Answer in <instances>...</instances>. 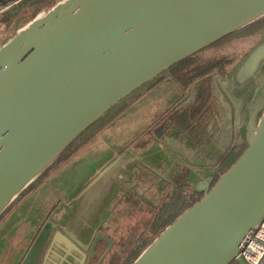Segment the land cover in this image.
<instances>
[{
    "label": "water",
    "instance_id": "obj_1",
    "mask_svg": "<svg viewBox=\"0 0 264 264\" xmlns=\"http://www.w3.org/2000/svg\"><path fill=\"white\" fill-rule=\"evenodd\" d=\"M263 16L264 0H62L19 29L0 47V215L126 99ZM212 86L220 109L234 110L246 148L212 186V177L196 185L202 198L132 264H246L240 244L264 216V38L227 77H213ZM182 131L175 124L163 135L172 156ZM129 154L136 168L150 170L141 156ZM120 160L97 173L76 207L93 192L106 194L102 199L111 193L115 184H104L108 177L117 180ZM57 228L49 250L57 248L68 263L78 261L75 252L83 264L89 244Z\"/></svg>",
    "mask_w": 264,
    "mask_h": 264
},
{
    "label": "rangeland",
    "instance_id": "obj_2",
    "mask_svg": "<svg viewBox=\"0 0 264 264\" xmlns=\"http://www.w3.org/2000/svg\"><path fill=\"white\" fill-rule=\"evenodd\" d=\"M60 1L62 0H21L11 5V7L7 6L0 9V47L11 39L19 29L27 25L35 17L45 14ZM243 37L245 36H238L213 48H209L200 53L199 59L202 61L212 60L213 62H218L220 60H235L228 68L229 74L255 45L263 40L264 31L257 37L245 39ZM228 74H225L223 77H227ZM167 89H169L168 85L162 86L156 93H165ZM141 91H143V89ZM131 99L132 96L126 99L122 105L105 115L98 123H95V125L89 128L80 139L72 143L61 160H56L52 163L46 169L47 171L45 170L46 174L42 175V177H38L37 181L33 183L36 184L41 180L40 184L35 187V192H33L30 197L26 198L27 200L24 203L26 206L24 209L28 210L29 206H34L35 212L37 210L36 213L39 214L38 222L35 221L32 223V225L38 224L34 232H37V230L39 231V221L43 220V216L48 211L49 207L52 205L57 207L59 203L57 200H60V203H62L61 206L68 204L72 209L73 205L78 201V198L74 197L67 203L66 200L69 195L79 191L82 187L85 188L90 181L102 171V168L106 167L108 163L112 161L115 155L118 154L113 161L118 158L124 159L122 157L128 155L129 151L138 154L137 150H141L147 145V139L151 135V133L148 134V132L153 128V122L161 115V111L157 108H152L149 114L144 118H135L136 115L131 116L128 114V111L126 113L125 110L118 113L121 108H125V103L129 104ZM171 102L172 101L167 102L166 100V102H163V105L166 103L168 106ZM131 140L133 143L128 144ZM130 145L133 146L129 147ZM123 149H125L126 152H124ZM151 150H153V152L158 151V153H155V157L163 158V154L158 148L153 146ZM121 151H123V153H119ZM145 158L143 159L145 160ZM136 165V163L133 164V170L136 169ZM160 166L161 164L158 165V168ZM129 172L131 176L135 178L136 182H140L139 186L136 184L130 185L131 177L129 182L122 181V179L111 180V178L108 177L104 184V187H109L110 182L115 184V189H112L113 191L109 194L110 197L107 198L105 204L109 205L112 199V201L116 199L117 202L115 207L118 206L117 210L121 213L120 216L117 217V221L111 223L112 225L109 229V233L112 239H115L116 245L108 257L110 258L115 254L118 264L125 259L139 237L150 236L149 224L158 207H160L165 200L163 194H157V191L155 193L152 191L148 192V188H152L151 190H153V188L159 186L160 182L157 178L163 176L162 174L157 172L155 177H149L138 169H136L135 172L131 170ZM122 184L133 189L136 194L135 197H132L123 192L121 200L118 202V198H115V195L118 196L119 193L117 192L119 189L125 188ZM142 188L147 190L144 191V193L142 191L139 192V189ZM36 191L38 192L36 193ZM81 191L82 189L79 192ZM105 193L107 192L105 191ZM96 195L97 197L91 198V202L95 203V207L106 194L104 195L98 192ZM141 198L145 199L151 206L146 204L144 202L145 200H141ZM151 202L153 203L151 204ZM103 205L104 203H102V206ZM21 212H23V210H18L15 214V216H18L16 224L8 227L6 223L0 225V264H38V259L27 261L26 258V260H23V255L29 247L27 242L22 244L24 240L18 239L16 243L18 246H11L8 244L9 241L13 243L14 240L12 239L14 236H12L10 240L9 237L14 231L16 232L17 228L23 223V219L19 218ZM93 214L94 213H92V216ZM14 218L15 217H11L10 219L13 220ZM22 225L25 226V224ZM5 232L6 234L3 235ZM18 249L19 252H21L20 254L16 252ZM108 257L101 264H107Z\"/></svg>",
    "mask_w": 264,
    "mask_h": 264
},
{
    "label": "crops",
    "instance_id": "obj_3",
    "mask_svg": "<svg viewBox=\"0 0 264 264\" xmlns=\"http://www.w3.org/2000/svg\"><path fill=\"white\" fill-rule=\"evenodd\" d=\"M207 83L209 84V82H207ZM211 84H212V81L210 82V85ZM167 85L169 86V89H167V91L165 93H162V94H159L156 92L153 93V91H152V92L147 93L145 95L144 90L139 92V93H136L135 95L132 96V99L130 100L129 104L125 103L124 104L125 108L124 107L121 108V110L118 113L125 110V112L127 113V111H128V114H130L131 116L136 115L135 118H144L145 116H147L149 114V111L152 108H157L159 111H161L160 112L161 115H159L157 117V120L155 122H153V124L158 125L159 117L163 115L162 112L164 110H166V108L168 107L166 105V103H165V105H163V102H166V100H167V102L173 100L175 98V95H176L175 94L176 89L174 88L173 84L168 83ZM210 85H209V88H211L210 89V93H211L210 96L212 98V101L210 103L211 112H212V119L204 127L203 143L196 145L193 141H189L193 137V135H191L190 130L187 128H185L186 131H182L176 137L177 147L174 149V152H173L175 154L177 153L176 155L172 156L171 154L168 153V149H166V148H169V146H168V144H166V142H164V139H163L164 136L162 137L161 142L160 141L158 142V146H160L161 144L163 145V146L161 145V149H159V150L162 152L163 157L165 158L163 160H165L167 164L166 165L161 164V166L159 167L160 169L157 172H159L160 174L163 175V176L159 175L160 180L167 185H170V183H171V181H167V178H168V180L169 179L172 180V178L175 177L174 176L175 174L177 175V174L183 173L184 174L183 177L185 179V184L189 185L192 190L197 192L195 190L196 185L200 181H202L203 179H207L210 177V173L212 171H214V166H212V165H214V163L218 164L219 159H221L222 155L231 146L233 137L234 136L236 137V135H237L240 138V140H242L244 142L243 130L238 131V129L236 128V125H235L236 123H235L234 110L232 109V111H230V114H231L230 115V114H227V112H225L224 109L223 110L220 109L219 102H217V100L215 99V98H217L218 95L215 93L214 87L212 85L211 86ZM197 87H198V85H196L194 87V90H196ZM247 95H248V92L244 91L243 102H245V100H247L246 99ZM170 127H168L167 130ZM175 132L176 131H174V133ZM134 138H135V136H134ZM132 140H134V139H132ZM130 142L128 144H130ZM146 144L147 145L143 149L137 150V153H138L137 155L140 154L141 158H145L147 156V154L153 152V150H151L152 145H150L149 142L148 143L146 142ZM154 147H156V145ZM156 153H158V151H156ZM168 155H169V157H172V159H174L176 161V163L174 165L179 167V169L169 168L170 162L168 160ZM178 157L183 158L186 163L178 162V160H179ZM122 158H124V159H121L120 161H121V163H123V165L121 164L117 167L116 172H115V176H116L117 180L122 179V181L123 180L128 181L129 178L131 177V173L129 171L133 167L132 160L130 159L131 156H130V154H128V155H124V157H122ZM155 158H158V157H155L152 155L149 158L146 157L144 161L147 164H149L150 166H152L153 163L155 162ZM192 161L203 163V166L199 167L196 164H193ZM136 169H138V168H136ZM138 170L140 172L144 173L146 169H142V170L138 169ZM194 172H198L199 176L197 175L198 173L194 174ZM125 189L127 190L128 188L125 187ZM33 192H35V191L31 190L23 198H21L0 221V225H2L3 223H6L7 227L14 225L17 223V220H18L17 219L18 216L17 215L15 216L16 212L18 210L19 211L23 210V212H21L19 214L20 215L19 218L23 219L22 224H25V226H23L21 224L20 227L17 228L16 232L14 231L15 234L13 232V234L9 237V240H10L12 238V236H14L12 239V240H14L13 243H12V241H9V243H8L11 246L12 245L18 246L16 244L17 240L22 239V240H24L22 244H24V242L25 243L27 242V244H29V247L27 248V250L25 251V253L23 255V260H26V258H27V261L36 260L38 258V256H37V251H36L35 246L37 245L38 237L44 236V238H46V241L48 238L51 239L53 237L54 233L56 231H58L57 227L59 225L62 226L75 239H77L79 242L83 243L84 245L89 243L90 239L94 236V234L96 233V231L98 229H100V231H103V228L105 229V224H106L105 221L107 222V219L105 218V215H107L105 199L109 195H107L104 200L100 199V202L97 203V205L95 207V203L91 202V198H95V197H97V195L92 194L88 197V199L86 201H84L78 207H76V205H73L72 209L69 205L68 206H65V205L61 206L62 203H60V201L57 200V202H59L58 203L59 206L57 208L54 207V205L50 206L48 211L43 216V220L39 221L40 222L39 223L40 228L43 225V228L41 229L42 234H41V231L38 232V230H37V232H34V230L36 229L38 224L32 225V223L35 221L38 222L39 214L36 213L37 210L35 212L34 206H29L28 210L24 209L26 206L24 204L27 200L26 198L30 197ZM37 192L38 191H36V193ZM102 203H104L103 206H102ZM75 208H77V209H75ZM92 213H94L93 216H92ZM11 217H15V218L13 220H11L10 219ZM104 219H106V220H104ZM50 225H53L54 227L51 226V229H50L49 228ZM105 232L107 233V231H105ZM5 234H6V232L3 233V235H5ZM50 242H51V240H49V246H50ZM19 249L16 251L17 254L21 253V252H19ZM51 249H53L54 252H56L57 254L59 253L61 257H63V258L65 257V255L62 252H60L59 250H57V248L51 247ZM59 254H58V257H59ZM73 255L75 256L74 253H73ZM55 259H57V258H55ZM55 263H56V261L53 262L52 264H55Z\"/></svg>",
    "mask_w": 264,
    "mask_h": 264
},
{
    "label": "flooded vegetation",
    "instance_id": "obj_4",
    "mask_svg": "<svg viewBox=\"0 0 264 264\" xmlns=\"http://www.w3.org/2000/svg\"><path fill=\"white\" fill-rule=\"evenodd\" d=\"M213 77H219L220 79L225 78V77L219 76L218 74L215 75V74L211 73L210 75L194 82L191 86L187 87L183 83H181L180 81L177 82L176 79L174 78V76L172 75V73L171 74L168 73L167 75H163V76L159 77L158 79H155L150 84H147L143 88H141L139 90V92L143 89L145 91V95L147 93L152 92V91H153V93L156 92V90L160 89L162 86L167 85L168 83L173 84L174 88L176 89L175 98L173 100H171L172 102L168 105L166 110H164L162 112L163 115L159 117L158 125L153 124L152 125L153 128L148 132V134L151 133V135L148 137L147 143L149 142V144L152 145V147L156 145V147L158 149H161V147L158 146V142L159 141L161 142L163 135L167 132V128L170 126L172 127L175 124L181 125L183 128H187L190 130L191 135H193V137L192 138L190 137L191 139L189 141H193L196 145L203 143L204 127L212 119V112H211V105H210L212 98L210 96V94H211L210 89L211 88H209V85H210V82L212 81ZM207 82H209V84ZM196 85H198V87L196 90H194V87ZM151 138H153V139H151ZM240 145H245V144L242 140H240V138L237 135H236V137L234 136L232 139L231 146L222 155L221 159H219L218 168H219V166L222 165V161H224L225 158L229 157L232 154V152L237 147H239ZM132 146L133 145H130L129 147H132ZM123 151L126 152L125 149H123ZM123 151H121L119 153H123ZM154 152L156 153V151H154ZM117 155H115V157ZM115 157L112 159V161L115 159ZM146 157L149 158L150 153L147 154ZM112 161H110V163ZM153 164H155V163H153ZM133 168L134 167L131 168V171L135 172L136 169L133 170ZM217 170L218 169L215 168L214 171H212L211 173L209 172L210 177H212L211 186L213 185L214 180L218 175ZM157 171H158V169H155V168L153 169L151 167L150 170H145L144 173L147 174L149 177H155L157 175ZM197 173L198 172H194V174H197ZM197 175L199 176V173ZM157 179L160 182L159 186L153 188V190H151L152 188H148V192L152 191L153 193H155L157 191V194H163V196L169 197L172 194V191L177 188L178 184H183V185H186L185 186L186 191H188L189 193H193L191 191V187L189 185H187L185 183H180L181 180L174 181V178H172L170 185H167L164 182H162L160 180V178H157ZM203 180H205V179H203ZM126 182H129V180ZM131 184L132 185L137 184L135 178L132 176H131L130 185ZM81 189L83 190L84 188L82 187ZM81 189H79V191ZM113 190H114V187H113ZM113 190H111V192ZM146 190H145V188L144 189L142 188V189H139V192L142 191L144 193V191H146ZM79 191L69 195L66 202L69 203L70 200H72L74 197H77L82 192V191L81 192H79ZM123 192L127 193V195L132 196V197H135V194H136L135 191L133 189H130V188H128L127 190L125 188L119 189L117 192V193H119L118 196L115 195V198H118V202L121 200ZM76 193H78V194H76ZM109 197H110V195L107 198H109ZM111 197H114V196H111ZM107 198L105 199V201H107ZM112 200L110 201L109 205H106L107 215H105V218L107 219V222L105 221V223H106L105 229L103 228V231H100V229H98L96 231V233L94 234V236L90 239V241L88 243L89 244L88 250L83 251V253L85 254V257H84L85 260H84L83 264H101L110 255L112 249L116 245V241H115V239H112L111 234L109 233L110 232L109 229L111 228V225H112L111 224L112 216L115 215L114 219L112 220V223H113L114 221H117V217L120 216L121 213L117 210L118 206L115 207V204L117 202L116 199H115V201H112ZM141 200H145V199L141 198ZM144 202L146 204H148L149 206H151L148 202H146V200ZM152 203L153 202H151V204ZM58 206L59 205H57V207ZM65 206H68V204H66ZM129 210H131V209H129ZM106 219H104V220H106ZM51 226L54 227L53 225H50V227H49L50 229H51ZM42 228H43V225L39 229V231H41V234H42V230H41ZM105 231H107V233ZM49 240H51V239L48 238L46 241V238H44V236H40L37 239L38 242H37V245L35 247H36V251L38 254V258H37L38 264H52L55 261H56L55 264H67L68 260H70L68 257L63 258L60 256L59 253H58L59 254V257H58V254L56 252H54L53 249L49 250V247H50L49 246ZM73 253L75 254V257L77 258L78 261L75 260V262H69L68 264H80L82 256L75 253V252H73ZM55 258H57V259H55ZM108 259H109V257H108Z\"/></svg>",
    "mask_w": 264,
    "mask_h": 264
},
{
    "label": "trees",
    "instance_id": "obj_5",
    "mask_svg": "<svg viewBox=\"0 0 264 264\" xmlns=\"http://www.w3.org/2000/svg\"><path fill=\"white\" fill-rule=\"evenodd\" d=\"M21 1V0H20ZM19 0H0V9L13 5L16 2H20ZM264 31V17L260 18L259 20H256L255 22L249 24L248 26L242 28L241 30L230 34L223 39L219 40L218 42L212 44L211 46L193 54L189 58L181 61L180 63L174 65L171 67L166 73H163L159 75L156 79L163 75H167L168 73H172L174 78L176 79L177 82L183 83L185 86L189 87L191 86L194 82L210 75L211 73L215 75H219L223 77L225 74H228V68L235 60H220L218 62H213L212 60H207V61H202L199 59V55L201 52H204L205 50L209 48H213L229 39L235 38V37H240V36H245V38H253L259 36L262 32ZM215 70V73H214ZM217 72V73H216ZM154 81V80H153ZM152 81V82H153ZM151 83V82H150ZM149 83V84H150ZM89 130V129H87ZM87 130L85 132H87ZM84 132V133H85ZM83 133V134H84ZM82 134V135H83ZM80 135L75 141L80 139L82 136ZM74 141V142H75ZM73 142V143H74ZM130 143H133L131 141ZM72 145V144H71ZM70 145V146H71ZM69 146V147H70ZM69 147L59 156L58 160H61L62 157L66 154L68 151ZM246 146L245 145H240L237 147L232 154L225 158L224 161H222V165L219 166L218 164L215 166L218 172L217 177L215 178L214 182L216 179L223 174L225 171H227L230 166L237 160V158L243 153L245 150ZM151 155V154H150ZM161 158V157H158ZM158 158H155V164L152 166L149 165L151 168L155 169H160L158 168L159 164H163L161 160ZM165 159L164 157L162 160ZM175 163H170L169 168L173 169H179ZM221 164V163H220ZM47 171V170H46ZM46 171L41 174L40 176L46 174ZM183 173L181 174H175L174 176V181L181 180L180 183H185V179L183 177ZM39 176V177H40ZM41 179V178H40ZM166 179V178H165ZM37 181V179L35 180ZM35 181L33 183H35ZM41 181V180H40ZM40 181L37 182L36 184H31L29 185L11 204L8 208H6L0 215V221L2 218L9 212V210L21 199L23 198L28 192L31 190L36 189L35 187L40 184ZM167 181H172L171 179ZM140 182H137V186L139 185ZM142 185V184H141ZM185 186L183 184H178L177 188L172 191V194L169 197H165V200L162 202L160 207H158L155 215L153 216V219L151 220L149 224V232L150 236H141L137 239L136 243L134 246L130 249V252L126 255L125 259L120 263V264H132L137 257L143 252V250L148 247L152 241L167 227L169 226L181 213H183L187 208L191 207L194 203L199 201L203 194L202 193H197L194 190L191 189L193 193H189L188 191L185 190ZM114 219V216H112V220ZM107 264H118L116 261V255L113 254L109 259ZM230 264H238L236 261H232Z\"/></svg>",
    "mask_w": 264,
    "mask_h": 264
},
{
    "label": "built area",
    "instance_id": "obj_6",
    "mask_svg": "<svg viewBox=\"0 0 264 264\" xmlns=\"http://www.w3.org/2000/svg\"><path fill=\"white\" fill-rule=\"evenodd\" d=\"M239 256L246 264H264V216L244 237L240 244Z\"/></svg>",
    "mask_w": 264,
    "mask_h": 264
}]
</instances>
